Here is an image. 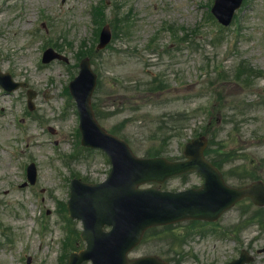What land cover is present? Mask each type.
<instances>
[{
    "label": "rangeland",
    "instance_id": "obj_1",
    "mask_svg": "<svg viewBox=\"0 0 264 264\" xmlns=\"http://www.w3.org/2000/svg\"><path fill=\"white\" fill-rule=\"evenodd\" d=\"M24 1L0 0V66L37 90L29 110L23 90L5 95L0 89V264H62L67 223L72 236L81 229L61 206L71 178L97 182L111 169L102 151L79 144L76 106L65 108L64 87L79 71L82 50L92 49L99 74L93 101L100 122L125 136L138 155L181 158L185 142L204 135L207 157L223 165L230 184L264 181V0H244L223 29L209 11L211 0H111L123 5L115 10L107 3L105 19L115 13L120 25L116 21L111 44L98 52L100 21L92 6L104 0ZM49 38L68 64H42ZM159 83L163 89L153 90ZM33 161L37 181L23 186ZM195 182L189 175L165 187ZM219 227L237 230V239L206 234L173 248V228H156L132 255L223 264L243 247L256 254L264 246V207L244 199ZM171 249L186 255L174 257ZM256 255L255 264H263L264 254Z\"/></svg>",
    "mask_w": 264,
    "mask_h": 264
},
{
    "label": "water",
    "instance_id": "obj_2",
    "mask_svg": "<svg viewBox=\"0 0 264 264\" xmlns=\"http://www.w3.org/2000/svg\"><path fill=\"white\" fill-rule=\"evenodd\" d=\"M239 4L240 0L234 4L222 0L216 4L215 10L228 23L232 15L230 12ZM95 82V76L85 60L81 75L73 85V92L80 102L82 114L85 111L83 117L86 122L98 128L89 107ZM100 134L121 145V156L115 161V174L111 179L105 185L93 186L91 191H87L91 197L78 202L80 205L76 207L75 204L71 210L74 217L84 220L85 230L82 237L88 242L86 250L72 257V264H80L85 259H92L94 264H167L155 257L128 261L125 256L139 242L145 228L151 224L193 215L214 218L246 195L252 196L258 204H264L263 182L259 181L244 188L227 186L221 174L203 158V144L200 148H196V142L189 146L190 160L170 163L163 158L136 159L123 142L101 130ZM190 169H198L205 175L206 183L201 189L180 193L137 190V185L141 182L163 181L176 172ZM76 199L79 200L78 192L73 200ZM106 224L113 226L110 232L104 231Z\"/></svg>",
    "mask_w": 264,
    "mask_h": 264
}]
</instances>
